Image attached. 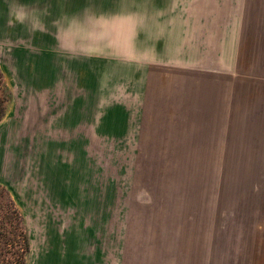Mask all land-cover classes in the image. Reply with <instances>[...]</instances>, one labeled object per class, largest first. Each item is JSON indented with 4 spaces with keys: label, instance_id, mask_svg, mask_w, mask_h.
Returning a JSON list of instances; mask_svg holds the SVG:
<instances>
[{
    "label": "rangeland",
    "instance_id": "obj_1",
    "mask_svg": "<svg viewBox=\"0 0 264 264\" xmlns=\"http://www.w3.org/2000/svg\"><path fill=\"white\" fill-rule=\"evenodd\" d=\"M1 109L0 264H264V0H0Z\"/></svg>",
    "mask_w": 264,
    "mask_h": 264
},
{
    "label": "trees",
    "instance_id": "obj_2",
    "mask_svg": "<svg viewBox=\"0 0 264 264\" xmlns=\"http://www.w3.org/2000/svg\"><path fill=\"white\" fill-rule=\"evenodd\" d=\"M9 97V96H8ZM7 100H8V98H7ZM2 114H3V111H2V109L0 110V117L2 116ZM0 238H1V240H3L4 241V243H5V245H4V249L7 247V245H9L8 243H7V241H8V239H6L7 237V233L4 231V230H2V232L0 233Z\"/></svg>",
    "mask_w": 264,
    "mask_h": 264
}]
</instances>
